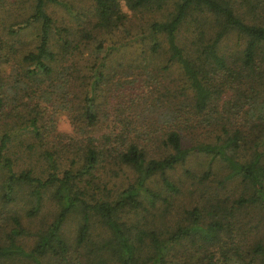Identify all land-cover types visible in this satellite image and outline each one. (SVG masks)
Wrapping results in <instances>:
<instances>
[{
  "label": "trees",
  "instance_id": "16d2710c",
  "mask_svg": "<svg viewBox=\"0 0 264 264\" xmlns=\"http://www.w3.org/2000/svg\"><path fill=\"white\" fill-rule=\"evenodd\" d=\"M89 1L0 0V264H264V0Z\"/></svg>",
  "mask_w": 264,
  "mask_h": 264
},
{
  "label": "rangeland",
  "instance_id": "374dc122",
  "mask_svg": "<svg viewBox=\"0 0 264 264\" xmlns=\"http://www.w3.org/2000/svg\"><path fill=\"white\" fill-rule=\"evenodd\" d=\"M68 1H72L73 3H75L77 6H78V9H86L88 8L89 6V3L90 1L89 0H68ZM47 10L54 16L56 17H61V14H62V10L60 8V6H56V5H53V6H48ZM139 18V14H136V16H134L133 18V21H132V24L134 25L135 29H141V27L139 26L140 23L137 21ZM133 39H136L137 41H141L140 37L138 35H135L133 37ZM133 41V40H132ZM132 45L129 47V48H134L136 47V44L134 43V41L131 43ZM127 47V46H126ZM136 78H134L131 82H128L126 83L124 86L120 87L119 88H116V89H119L120 91H122L123 93L124 92H128V93H137V85L139 84V82L137 81L138 77H139V74H137L135 76ZM131 94V96H132ZM131 96L129 98H131ZM128 98V99H129ZM56 104L54 105V107L57 108L56 112H54L55 114L53 115V118L55 120V129H56V125L58 123V121H67V125L68 127L71 129V125H70V120H69V117L67 115V113L63 110V108H61L59 102H55ZM44 106V104H42ZM42 106V107H43ZM51 107L50 106H47V109L45 110L48 114V112H52L49 108ZM71 131H66V132H61V133H70ZM20 153L21 151L18 150ZM22 159H20L19 161L16 162V166L18 168H24V167H31V170L34 172V173H37L38 171V168L41 164V161L39 159V157L36 156L35 153H33L29 158H27L25 156V154H22ZM190 164H195V161L194 159H191V161L189 162ZM180 170V169H179ZM179 170L177 172H179ZM18 206L17 207H21L20 205V201H18ZM47 209L48 208H51L50 205L48 203H45L44 205ZM16 207V208H17ZM46 209V210H47ZM73 225H74V222L71 221V220H67L66 224H65V229H69V230H72L73 228Z\"/></svg>",
  "mask_w": 264,
  "mask_h": 264
},
{
  "label": "clouds",
  "instance_id": "9594fccd",
  "mask_svg": "<svg viewBox=\"0 0 264 264\" xmlns=\"http://www.w3.org/2000/svg\"><path fill=\"white\" fill-rule=\"evenodd\" d=\"M56 130L58 132H66V131H71V129L67 125V121H58L56 125Z\"/></svg>",
  "mask_w": 264,
  "mask_h": 264
}]
</instances>
